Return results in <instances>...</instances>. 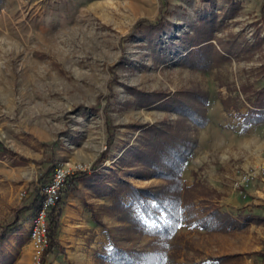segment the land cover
<instances>
[{"label":"rangeland","instance_id":"1","mask_svg":"<svg viewBox=\"0 0 264 264\" xmlns=\"http://www.w3.org/2000/svg\"><path fill=\"white\" fill-rule=\"evenodd\" d=\"M263 4L0 0V233L6 235L0 264H34L35 211L27 207L36 192L40 199L56 165L71 170L55 205L59 221L63 198L72 193L101 231L77 232H89L85 256L69 263L58 224V245L42 264H113V245L140 253L138 264H264V122H242L264 87ZM159 18L162 30L147 26ZM167 103L190 104L204 124ZM153 127L195 142L180 171L183 184L198 182L205 202L259 221L206 231L196 222L199 205L186 210L195 216L175 224L132 204L123 182L166 181L149 177L136 155L151 160L152 146L165 139ZM18 212L29 219L15 230ZM164 226L170 233L160 237Z\"/></svg>","mask_w":264,"mask_h":264},{"label":"trees","instance_id":"2","mask_svg":"<svg viewBox=\"0 0 264 264\" xmlns=\"http://www.w3.org/2000/svg\"><path fill=\"white\" fill-rule=\"evenodd\" d=\"M147 26L156 31H160L163 29L164 23L163 20L159 18L155 23H148ZM196 34H200V32L197 31ZM207 40H209V38L205 37L201 41L194 42L193 45L198 46ZM201 49H203L202 46H199L198 49L193 51L192 55L194 60H198ZM255 94V100L250 101L251 108L243 115L242 122L244 125L264 122V87L256 91ZM202 99L204 102L205 98L203 97ZM165 106L174 108L177 112L184 113L197 125H203L205 122L199 120V112L192 109L190 104L180 103L172 107L171 104L167 103ZM153 128L160 136L165 137V139L160 140L152 146L151 160L142 159L140 153H136V155L138 154L137 158L140 164L143 165V170H147L149 173V177H162L166 181L159 185L154 184L146 187H135L126 181L123 182L120 189L127 192V195L131 197L132 204H138L146 215H153V217L163 212L165 217L175 224L188 220L189 216H195L192 213L188 216L186 210L188 209L190 211L191 208L193 209L199 205L202 214L197 218L196 222L201 229L206 231H227L236 227H241L247 222L259 221V219L253 215L238 213L234 216L230 212L221 211L217 206L207 203V199L205 200L201 197L203 191L198 182H193L191 185L183 184L180 171L182 165L186 163L188 155L193 150L195 142L186 137L182 132L175 131L173 134L167 135L163 130L158 131L155 127ZM98 162H100V159ZM96 165H98V163H95L94 166ZM166 167L167 170H160V168ZM52 169L50 170L52 171ZM136 174L139 177H145V172H137ZM45 180L46 182L44 184L49 182L50 178ZM151 201L154 202V205L151 204ZM38 202L39 196L38 192H36V195L31 201V205L27 208H33L35 211ZM205 205H207L206 208ZM121 206L125 207V204L121 203ZM25 209L26 208H21L20 211H24ZM19 212L11 223V225H14L15 230H20L23 224L29 219V215L22 217ZM59 216L60 214L55 206L51 207L48 211L49 240L44 255L52 251L54 247L58 245L56 230L59 224ZM157 233L160 237H165L170 233V228L164 226ZM5 237V233H0V244ZM139 255L140 253L132 249H125L113 245L109 258L112 260L113 264H138Z\"/></svg>","mask_w":264,"mask_h":264},{"label":"built area","instance_id":"3","mask_svg":"<svg viewBox=\"0 0 264 264\" xmlns=\"http://www.w3.org/2000/svg\"><path fill=\"white\" fill-rule=\"evenodd\" d=\"M70 174L71 170L68 167L56 165L49 182L41 188L37 208L29 221V237L33 245L32 258L34 264H42L43 262L44 251L49 240L48 211L60 202L62 188Z\"/></svg>","mask_w":264,"mask_h":264},{"label":"crops","instance_id":"4","mask_svg":"<svg viewBox=\"0 0 264 264\" xmlns=\"http://www.w3.org/2000/svg\"><path fill=\"white\" fill-rule=\"evenodd\" d=\"M20 129H18L19 131ZM21 135V134H20ZM4 135H2L3 138ZM20 137V136H19ZM0 138V141H2ZM2 168H0L1 170ZM64 205L62 207V214L59 221V230H65L66 233H62L60 236L58 233L59 244L63 247L66 253L67 262L72 263L76 259H81L85 256L82 249L85 248L87 244L85 237L87 235H82L80 237L75 234L79 231H84V226L94 229L95 232H100L101 228L96 225L94 228L91 226L87 220V215H85L84 210L81 206V199L72 193H67L64 198ZM96 234V233H95ZM99 239L97 235L93 240ZM101 243L90 244V247L100 246ZM60 264V263H58Z\"/></svg>","mask_w":264,"mask_h":264}]
</instances>
